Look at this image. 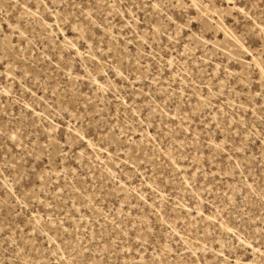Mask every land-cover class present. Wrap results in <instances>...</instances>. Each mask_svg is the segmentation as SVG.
Instances as JSON below:
<instances>
[{
  "label": "rangeland",
  "instance_id": "obj_1",
  "mask_svg": "<svg viewBox=\"0 0 264 264\" xmlns=\"http://www.w3.org/2000/svg\"><path fill=\"white\" fill-rule=\"evenodd\" d=\"M179 1L0 0V264H264V0Z\"/></svg>",
  "mask_w": 264,
  "mask_h": 264
},
{
  "label": "bare ground",
  "instance_id": "obj_2",
  "mask_svg": "<svg viewBox=\"0 0 264 264\" xmlns=\"http://www.w3.org/2000/svg\"><path fill=\"white\" fill-rule=\"evenodd\" d=\"M179 1V0H178ZM182 1H184V0H182ZM196 1H198V0H188V2H190V4L192 5V6H195L196 5ZM207 1V0H206ZM208 1H210V0H208ZM224 3H226V5H227V10L228 11H237L238 13H249L248 11H246V4L249 2V0H222ZM155 2H157L158 3V1H155ZM154 2V3H155ZM180 2V1H179ZM200 2V1H199ZM198 2V3H199ZM203 2H205V1H203ZM202 1L200 2V4L201 3H203ZM211 2H212V0H211ZM214 2V1H213ZM184 3V2H183ZM208 3V2H207ZM207 3H204L203 4V7H199L200 8V15L202 16V15H204V16H207L208 17V19H206L207 20V22L206 23H208V26L210 25L211 27L213 26V28L215 29V31L214 32H218V31H221L222 32V34L221 35H223V39H224V41H226V42H232V44L234 43V45H235V47H237L236 49H238V51H242V52H246L247 54L249 53V46H245L242 42H241V40L239 39V37H236V35H233L230 31H229V29H228V27L225 25V23H222V21H221V12H223L224 13V11L223 10H221V9H218V7H216V5L214 6V5H211V4H207ZM180 4V3H179ZM215 4V3H214ZM155 5H156V3H155ZM184 5V4H183ZM261 5V4H260ZM259 5V6H260ZM185 6V5H184ZM197 6V5H196ZM253 6H254V8L255 7H258L259 8V6H258V4L257 3H255V4H253ZM197 8V7H196ZM196 8H194V10L196 9ZM199 10V9H198ZM248 10V9H247ZM256 10H257V8H256ZM255 10V11H256ZM197 11V10H196ZM227 11V12H228ZM253 11V14H254V10H252ZM226 12V13H227ZM258 12V11H257ZM256 12V13H257ZM197 13V12H196ZM211 13H213V14H217V16H218V19H216L215 20V18H213V16H211L210 14ZM229 13V12H228ZM231 13V12H230ZM259 13V12H258ZM197 14H199V12L197 13ZM196 14V15H197ZM200 15H198V16H200ZM245 15V14H244ZM249 16H250V13L248 14ZM255 16H257V18L256 17H251V19L250 20H252V23L254 24V26H256V28H258L260 31H261V33H263L264 34V19H260V18H258V15L256 14ZM215 17V16H214ZM197 18V17H196ZM199 19H200V17H198ZM203 18V17H202ZM261 18H264V17H261ZM194 19H195V17H194ZM203 21V20H202ZM205 24V23H204ZM219 33V32H218ZM215 35V34H214ZM214 39H215V37H213ZM229 38H231V40L229 41L228 39ZM222 39V40H223ZM218 40V39H217ZM216 40V41H217ZM218 42V41H217ZM223 42V41H222ZM230 42V43H231ZM225 43V42H224ZM223 43V44H224ZM212 44H213V42H212ZM216 44V43H215ZM222 44V45H223ZM231 44V45H232ZM214 45V44H213ZM217 45H218V43H217ZM231 45H229V46H231ZM219 46V45H218ZM221 46V45H220ZM219 46V47H220ZM224 46H226V44L224 45ZM228 46V45H227ZM216 47V46H215ZM232 47V46H231ZM220 49H222V48H220ZM233 49V48H232ZM235 49V48H234ZM235 49V50H236ZM240 49V50H239ZM224 49H222V51H223ZM228 50V49H227ZM225 51V50H224ZM230 51V50H229ZM238 51H236V52H238ZM226 52V51H225ZM239 52V53H240ZM227 53V52H226ZM225 53V54H226ZM232 53H234L233 51H232ZM239 53H238V55L237 56H239ZM229 54V53H228ZM227 54V55H228ZM252 54V53H251ZM250 54V55H251ZM233 55V54H232ZM258 55V54H257ZM252 56H254V55H252Z\"/></svg>",
  "mask_w": 264,
  "mask_h": 264
}]
</instances>
